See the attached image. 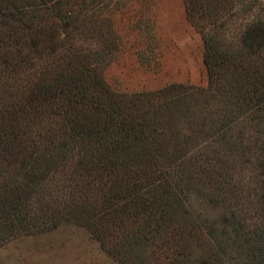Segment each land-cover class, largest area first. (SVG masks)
I'll use <instances>...</instances> for the list:
<instances>
[{
  "label": "rangeland",
  "instance_id": "obj_1",
  "mask_svg": "<svg viewBox=\"0 0 264 264\" xmlns=\"http://www.w3.org/2000/svg\"><path fill=\"white\" fill-rule=\"evenodd\" d=\"M0 2V264H245L264 92L241 95L264 48L243 36L264 0Z\"/></svg>",
  "mask_w": 264,
  "mask_h": 264
},
{
  "label": "trees",
  "instance_id": "obj_2",
  "mask_svg": "<svg viewBox=\"0 0 264 264\" xmlns=\"http://www.w3.org/2000/svg\"><path fill=\"white\" fill-rule=\"evenodd\" d=\"M2 3V2H0ZM243 44L248 47L249 49L255 48L257 50H261L264 48V27H256V28H251L249 29L245 35L243 36ZM79 75V74H77ZM75 76L72 75H67L64 79L63 84L64 85H69L70 83L73 82ZM93 78L91 79L90 86L97 92L96 97L102 98L101 96L106 94V88L104 86L103 80L99 76H92ZM91 74H89V77L87 76L86 81L90 80ZM250 86L251 89L247 90L245 94L241 95V103L242 106H245L246 108L250 105L259 106L263 102L261 100L263 92H264V77L262 75H258L257 73H253L252 80L250 81ZM77 88L76 82H73L72 85L69 87V93ZM108 96V95H107ZM109 114V113H107ZM110 117L114 116V112H110ZM97 131L90 130V133H97ZM104 138V137H103ZM103 158H101L102 160ZM99 163L103 164L104 161H99ZM106 165L108 166L109 170L112 171L113 166L115 165L114 161H110V164L108 165L106 162ZM108 177L109 175L106 174ZM98 182L102 183V179L99 178ZM135 193L132 194L131 196L127 197L124 199V202L121 203L120 208H124L127 205H130L135 202ZM259 199L262 205V210H264V177L262 179V185L260 188V195ZM120 202V201H119ZM155 199H147L144 198L140 203L138 204V208L142 209L145 213H148V216L153 217V218H159L162 219V212L164 209H159V207L156 204ZM109 207L106 209L105 213L103 214L105 218H110V214H112V209L114 208V203L112 201H109ZM117 204V202L115 203ZM117 211V209L115 208ZM114 211V209H113ZM250 233H246L244 235V238L241 240V243L244 244L245 246L249 245L252 243ZM253 237L255 245L251 248H248L247 253L252 252L253 254H250L247 256V262L245 264H264V227L261 229H258L254 232ZM176 243V242H175ZM173 241V245H175ZM242 264V263H241Z\"/></svg>",
  "mask_w": 264,
  "mask_h": 264
}]
</instances>
